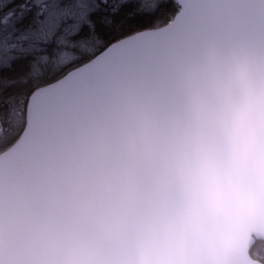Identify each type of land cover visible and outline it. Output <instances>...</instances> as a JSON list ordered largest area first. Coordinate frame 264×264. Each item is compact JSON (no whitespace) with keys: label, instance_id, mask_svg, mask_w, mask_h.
Masks as SVG:
<instances>
[{"label":"snow or ice","instance_id":"1","mask_svg":"<svg viewBox=\"0 0 264 264\" xmlns=\"http://www.w3.org/2000/svg\"><path fill=\"white\" fill-rule=\"evenodd\" d=\"M0 264H264V0H0Z\"/></svg>","mask_w":264,"mask_h":264}]
</instances>
